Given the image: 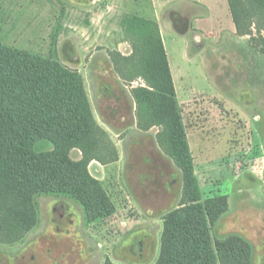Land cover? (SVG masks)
Returning <instances> with one entry per match:
<instances>
[{"label":"rangeland","instance_id":"obj_1","mask_svg":"<svg viewBox=\"0 0 264 264\" xmlns=\"http://www.w3.org/2000/svg\"><path fill=\"white\" fill-rule=\"evenodd\" d=\"M181 7V0H0L1 43L51 56L82 75L106 134L107 162L92 161L88 170L114 208L87 222L77 200L37 196L33 227L12 241L0 236V264L157 263L165 217L182 201L186 180L147 113L146 81L132 77L136 59L124 22H157L153 11L161 13L203 198L228 197L214 237L243 238L253 264H264V28L247 21L244 34H231L228 19L211 14L225 33L207 36L194 31V14H173ZM216 42L227 44L220 56Z\"/></svg>","mask_w":264,"mask_h":264},{"label":"trees","instance_id":"obj_2","mask_svg":"<svg viewBox=\"0 0 264 264\" xmlns=\"http://www.w3.org/2000/svg\"><path fill=\"white\" fill-rule=\"evenodd\" d=\"M227 2L240 33L247 21L264 28V0ZM124 29L136 59L132 77L146 81L147 113L186 180L182 201L165 217L156 264H253L246 240L214 237L228 197L203 198L158 23L128 16ZM105 136L78 71L0 42V236L10 240L30 230L41 195L77 200L87 222L111 215L103 186L88 170L92 161L107 162L101 150ZM73 151L81 159H73Z\"/></svg>","mask_w":264,"mask_h":264},{"label":"crops","instance_id":"obj_3","mask_svg":"<svg viewBox=\"0 0 264 264\" xmlns=\"http://www.w3.org/2000/svg\"><path fill=\"white\" fill-rule=\"evenodd\" d=\"M181 1H182V7H181L182 11L178 12V13H173V14H194L193 17L190 18L194 31H196L200 34H205L207 36H219L220 37L221 35H223L225 33V31H222L223 30L222 24L217 22L215 17L210 18L211 14H213V15L219 14L220 16H225L226 19H228L227 22L230 25V29H231V31H229V30L228 31L231 34L237 33V28H236V25L234 23V20H233V17H232V14H231L227 0H219V2H216L215 0H181ZM127 14H131V13H127ZM148 14H155L156 15L155 19H156L157 23L159 22L158 24H160L159 25L160 26V32L162 35V39L164 40L165 49H166L167 56H168V61L170 64L172 76H173L174 83H175V76L173 73L172 61L170 60L169 52H168L167 47H166L162 25H161V23L157 17V14H161V13H158L157 11H153V13H148ZM208 16H210V17H208ZM212 19L215 21V25H213V26H217V27H212L209 24V20H212ZM218 26H219V28L220 27L221 28L217 29ZM218 44L216 42L214 44V48H212V50L216 51V53H217L216 56H220V54H219L220 52L228 49L227 44H225V43H222L219 45ZM242 49L243 48H239L240 52H242ZM188 54H189V47H188ZM198 57H201V56H199L198 54H195V58H198ZM224 59H225V57H224ZM244 62H245V65L248 67V59H244ZM239 63H241V61L240 62L236 61L237 67L239 66ZM175 87H176V92L178 95V88H177L176 83H175ZM226 88L228 89L229 87H226ZM237 88L240 90L242 89V88L238 87V85H237Z\"/></svg>","mask_w":264,"mask_h":264}]
</instances>
